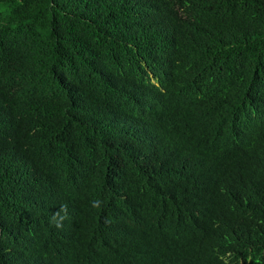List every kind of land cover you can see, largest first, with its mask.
Masks as SVG:
<instances>
[{
    "label": "trees",
    "instance_id": "trees-1",
    "mask_svg": "<svg viewBox=\"0 0 264 264\" xmlns=\"http://www.w3.org/2000/svg\"><path fill=\"white\" fill-rule=\"evenodd\" d=\"M0 264H264V0H0Z\"/></svg>",
    "mask_w": 264,
    "mask_h": 264
}]
</instances>
